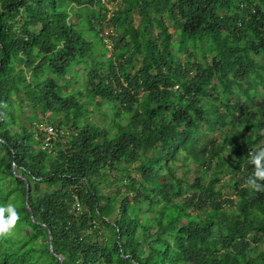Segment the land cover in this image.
<instances>
[{"label": "trees", "instance_id": "16d2710c", "mask_svg": "<svg viewBox=\"0 0 264 264\" xmlns=\"http://www.w3.org/2000/svg\"><path fill=\"white\" fill-rule=\"evenodd\" d=\"M262 130L264 0H0V264H264Z\"/></svg>", "mask_w": 264, "mask_h": 264}, {"label": "clouds", "instance_id": "9594fccd", "mask_svg": "<svg viewBox=\"0 0 264 264\" xmlns=\"http://www.w3.org/2000/svg\"><path fill=\"white\" fill-rule=\"evenodd\" d=\"M264 131V130H262ZM250 162L254 165L253 172L247 177V184L253 191H264V147L256 149L250 155ZM7 212V217L4 213ZM19 219L14 206H0V234L8 233L15 226Z\"/></svg>", "mask_w": 264, "mask_h": 264}, {"label": "water", "instance_id": "95a60500", "mask_svg": "<svg viewBox=\"0 0 264 264\" xmlns=\"http://www.w3.org/2000/svg\"><path fill=\"white\" fill-rule=\"evenodd\" d=\"M50 243H51V237L49 238V248H50V250H52V247H51V244ZM57 257L59 258L60 261L62 260V257L60 255H57Z\"/></svg>", "mask_w": 264, "mask_h": 264}, {"label": "built area", "instance_id": "2783aa9c", "mask_svg": "<svg viewBox=\"0 0 264 264\" xmlns=\"http://www.w3.org/2000/svg\"><path fill=\"white\" fill-rule=\"evenodd\" d=\"M43 128L49 133L52 132V127L51 126H44Z\"/></svg>", "mask_w": 264, "mask_h": 264}, {"label": "rangeland", "instance_id": "374dc122", "mask_svg": "<svg viewBox=\"0 0 264 264\" xmlns=\"http://www.w3.org/2000/svg\"><path fill=\"white\" fill-rule=\"evenodd\" d=\"M106 30V29H105ZM105 30H104V32H105ZM106 32H107V30H106Z\"/></svg>", "mask_w": 264, "mask_h": 264}]
</instances>
